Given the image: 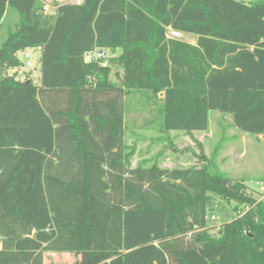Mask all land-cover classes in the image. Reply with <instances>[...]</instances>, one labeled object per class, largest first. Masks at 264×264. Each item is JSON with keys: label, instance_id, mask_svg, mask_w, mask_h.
<instances>
[{"label": "trees", "instance_id": "trees-1", "mask_svg": "<svg viewBox=\"0 0 264 264\" xmlns=\"http://www.w3.org/2000/svg\"><path fill=\"white\" fill-rule=\"evenodd\" d=\"M44 2L0 0V28L19 16L0 46V264H264V200L245 180L208 162L131 168L126 141L207 130L211 111L264 136V0ZM96 47L121 53L86 62ZM35 48L39 84L9 73ZM213 195L241 209L217 234Z\"/></svg>", "mask_w": 264, "mask_h": 264}, {"label": "rangeland", "instance_id": "rangeland-1", "mask_svg": "<svg viewBox=\"0 0 264 264\" xmlns=\"http://www.w3.org/2000/svg\"><path fill=\"white\" fill-rule=\"evenodd\" d=\"M238 1L248 3L255 0ZM78 2L79 0H45L44 3L49 6V13H54V3ZM18 20L19 16L15 12L9 11L6 23L0 28V46L8 34L7 22L17 28ZM105 49L108 57L102 65L107 66L113 56L121 53V49ZM26 54L27 57L25 53H19L25 63L17 70L18 77L20 79L30 78L39 84L41 51L37 48L29 49ZM28 62L31 63L30 66L27 65ZM118 69V67H114L113 72L118 71ZM13 71L14 69H10L9 73H14ZM128 102L133 105L132 100L129 99ZM135 115L139 114L131 113L129 116L133 117ZM138 121H142V119L138 118ZM230 121V115L211 111L207 130H195L191 133L183 130H172L170 131L169 140H166L157 130L150 132L146 129L128 131L126 135L128 148L132 150L135 147L136 151L131 157L130 166L150 167L153 163H156L160 167L173 169L201 167L208 162L212 171H220L234 179L245 180L248 185V192L258 200H264V186H262L264 183V137L233 128ZM140 132L147 136H140ZM153 137H157V139L153 140ZM213 196L215 209L212 213L216 216V219L209 220L208 223L212 233L217 234L223 223L230 221L234 216L240 215L241 209L235 210L236 206L233 202H229L218 195ZM247 210L248 207L242 211V214ZM53 253V256L62 255L60 261L70 264H74L77 259H80V255L77 256L73 253L71 255L65 254L68 252ZM48 254L51 253H46V256ZM65 255L70 258L64 260ZM46 262L51 264V259H46Z\"/></svg>", "mask_w": 264, "mask_h": 264}, {"label": "built area", "instance_id": "built-area-1", "mask_svg": "<svg viewBox=\"0 0 264 264\" xmlns=\"http://www.w3.org/2000/svg\"><path fill=\"white\" fill-rule=\"evenodd\" d=\"M78 3H80V2H78ZM44 9H45L46 12H49L48 11L49 10V6L47 4L44 6ZM183 35H184V33L180 32L178 30L171 29V28L167 32V37L168 38L181 39V38H183ZM107 57H108L107 50L105 48H101V47H96V48H94L92 50L87 51L84 54V59H85L86 62L95 61V62H98L100 64H103V61H105L107 59ZM27 65L30 66L31 63L28 62ZM262 186H264V183L262 184ZM210 219L211 220H215L216 216L212 215V216H210Z\"/></svg>", "mask_w": 264, "mask_h": 264}, {"label": "crops", "instance_id": "crops-1", "mask_svg": "<svg viewBox=\"0 0 264 264\" xmlns=\"http://www.w3.org/2000/svg\"><path fill=\"white\" fill-rule=\"evenodd\" d=\"M79 2H81V0L79 1ZM182 40H186V41H189V42H191V43H193V44H195L196 43V36H194V35H192V34H186V33H184V35H183V38H181ZM27 50H29V49H27ZM27 50H25V51H19L17 54L19 55V53H25V55H26V57L28 56L27 54H26V52H27ZM20 57V56H19ZM21 58V57H20ZM21 60L22 61H24L22 58H21ZM25 63V62H24ZM17 71V69H14V71L13 72H16ZM10 74H12V73H10ZM217 112H219V111H217ZM211 113V112H210ZM233 128H237V127H233ZM237 129H239V128H237ZM146 131H148V132H150V131H152V130H146ZM247 133V132H246ZM249 134H251V133H249ZM139 135L140 136H147L146 134H144V133H142V132H140L139 133ZM255 135H257V136H262V137H264L262 134H255ZM131 168H135V167H131ZM52 254H54V253H51L48 257H46V259H51V264H70V263H66V262H62V261H60V257H62V255H52ZM65 254H68V253H65ZM69 255H71V254H69ZM70 257H67L66 255H65V258H64V260H68ZM74 262V261H73ZM72 262V263H73ZM48 264H49V262H48Z\"/></svg>", "mask_w": 264, "mask_h": 264}]
</instances>
